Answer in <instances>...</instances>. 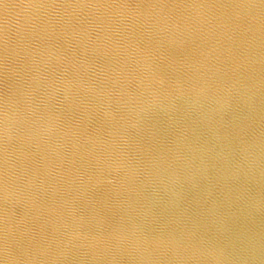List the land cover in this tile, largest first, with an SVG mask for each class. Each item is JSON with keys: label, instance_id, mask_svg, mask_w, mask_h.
I'll list each match as a JSON object with an SVG mask.
<instances>
[{"label": "water", "instance_id": "95a60500", "mask_svg": "<svg viewBox=\"0 0 264 264\" xmlns=\"http://www.w3.org/2000/svg\"><path fill=\"white\" fill-rule=\"evenodd\" d=\"M0 264H264V0H0Z\"/></svg>", "mask_w": 264, "mask_h": 264}]
</instances>
